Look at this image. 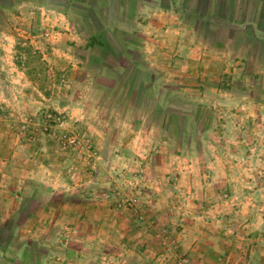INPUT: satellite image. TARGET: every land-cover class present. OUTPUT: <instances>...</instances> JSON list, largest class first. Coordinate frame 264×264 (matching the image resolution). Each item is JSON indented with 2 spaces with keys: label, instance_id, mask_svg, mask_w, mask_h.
<instances>
[{
  "label": "rangeland",
  "instance_id": "374dc122",
  "mask_svg": "<svg viewBox=\"0 0 264 264\" xmlns=\"http://www.w3.org/2000/svg\"><path fill=\"white\" fill-rule=\"evenodd\" d=\"M0 136V264H264V0H0Z\"/></svg>",
  "mask_w": 264,
  "mask_h": 264
},
{
  "label": "crops",
  "instance_id": "0c3cea01",
  "mask_svg": "<svg viewBox=\"0 0 264 264\" xmlns=\"http://www.w3.org/2000/svg\"><path fill=\"white\" fill-rule=\"evenodd\" d=\"M102 1H108V0H102ZM157 12H162V11L157 10ZM1 149L2 146L0 143V206L2 207V209H6L9 205L14 206L12 201L14 199V196H16V194L14 193V190H16L14 186L15 183L14 181L9 180L10 177L7 176V173H9V170L12 168V166L10 165L13 164L12 160L14 158L15 151L9 152L10 160L8 161V159H6L5 156H1L2 155ZM11 149H13V147H11Z\"/></svg>",
  "mask_w": 264,
  "mask_h": 264
},
{
  "label": "trees",
  "instance_id": "16d2710c",
  "mask_svg": "<svg viewBox=\"0 0 264 264\" xmlns=\"http://www.w3.org/2000/svg\"><path fill=\"white\" fill-rule=\"evenodd\" d=\"M231 18L229 17V20H230Z\"/></svg>",
  "mask_w": 264,
  "mask_h": 264
}]
</instances>
